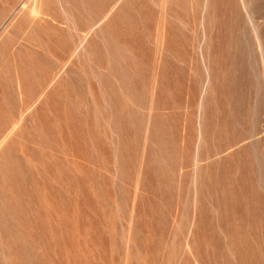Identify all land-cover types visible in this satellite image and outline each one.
<instances>
[{
    "label": "rangeland",
    "instance_id": "374dc122",
    "mask_svg": "<svg viewBox=\"0 0 264 264\" xmlns=\"http://www.w3.org/2000/svg\"><path fill=\"white\" fill-rule=\"evenodd\" d=\"M0 264H264V0H0Z\"/></svg>",
    "mask_w": 264,
    "mask_h": 264
}]
</instances>
